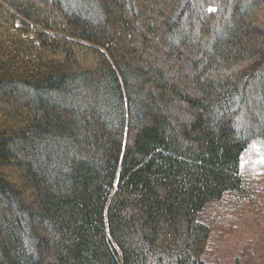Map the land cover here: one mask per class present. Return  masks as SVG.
<instances>
[{"label": "trees", "instance_id": "obj_1", "mask_svg": "<svg viewBox=\"0 0 264 264\" xmlns=\"http://www.w3.org/2000/svg\"><path fill=\"white\" fill-rule=\"evenodd\" d=\"M257 140L264 0H0V264H208Z\"/></svg>", "mask_w": 264, "mask_h": 264}, {"label": "rangeland", "instance_id": "obj_2", "mask_svg": "<svg viewBox=\"0 0 264 264\" xmlns=\"http://www.w3.org/2000/svg\"><path fill=\"white\" fill-rule=\"evenodd\" d=\"M241 172L250 188L249 200L243 199L246 208L237 211L236 203L227 202L230 222L222 226L216 223L218 204L206 207L198 217L211 227L202 256L208 264H264V141L249 145L242 156ZM243 200L236 202L240 205Z\"/></svg>", "mask_w": 264, "mask_h": 264}]
</instances>
